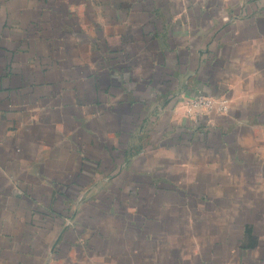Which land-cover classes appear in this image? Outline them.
Returning a JSON list of instances; mask_svg holds the SVG:
<instances>
[{
  "label": "crops",
  "instance_id": "1",
  "mask_svg": "<svg viewBox=\"0 0 264 264\" xmlns=\"http://www.w3.org/2000/svg\"><path fill=\"white\" fill-rule=\"evenodd\" d=\"M0 264H264V0H0Z\"/></svg>",
  "mask_w": 264,
  "mask_h": 264
},
{
  "label": "built area",
  "instance_id": "2",
  "mask_svg": "<svg viewBox=\"0 0 264 264\" xmlns=\"http://www.w3.org/2000/svg\"><path fill=\"white\" fill-rule=\"evenodd\" d=\"M183 105L184 114L187 118H198L210 114L224 115L229 108L226 100L204 95L193 97ZM71 223V220L67 221L68 226L71 225Z\"/></svg>",
  "mask_w": 264,
  "mask_h": 264
}]
</instances>
